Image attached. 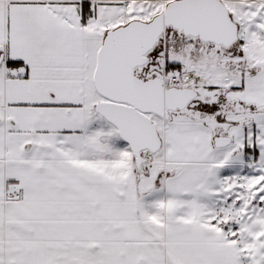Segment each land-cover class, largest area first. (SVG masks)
<instances>
[{
    "label": "snow or ice",
    "instance_id": "6c2138e0",
    "mask_svg": "<svg viewBox=\"0 0 264 264\" xmlns=\"http://www.w3.org/2000/svg\"><path fill=\"white\" fill-rule=\"evenodd\" d=\"M0 264H264V0H0Z\"/></svg>",
    "mask_w": 264,
    "mask_h": 264
}]
</instances>
